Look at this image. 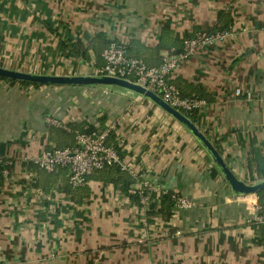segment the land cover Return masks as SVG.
Masks as SVG:
<instances>
[{
    "label": "crops",
    "instance_id": "crops-1",
    "mask_svg": "<svg viewBox=\"0 0 264 264\" xmlns=\"http://www.w3.org/2000/svg\"><path fill=\"white\" fill-rule=\"evenodd\" d=\"M216 26L230 33L169 79L205 100L201 129L235 175L252 182L264 158V0H0V66L92 74L111 39L156 66L183 38ZM74 42L88 57L70 50ZM46 116L113 123L130 187L148 178L192 206L145 225L138 204L97 172L70 189L67 167L48 173L22 161L73 144ZM0 155L18 160L0 187V264H264V240L246 222L249 198L232 195L193 136L133 92L0 80Z\"/></svg>",
    "mask_w": 264,
    "mask_h": 264
},
{
    "label": "built area",
    "instance_id": "built-area-1",
    "mask_svg": "<svg viewBox=\"0 0 264 264\" xmlns=\"http://www.w3.org/2000/svg\"><path fill=\"white\" fill-rule=\"evenodd\" d=\"M230 30H200L183 38L182 47L178 51H169L163 54L161 61L156 66H147L141 60L129 56L126 53L125 44L111 39L101 51L102 64L94 69L96 74H105L125 78L138 83L158 94L168 104L180 111H200L205 100L196 96H184L180 90L171 83L170 73L184 59L194 53H198L215 41H221L228 36ZM236 93L240 90L236 89ZM47 127H61L65 131L73 133L74 145L70 147L51 146L42 149L33 156H26L22 161L33 164L48 173L54 172L59 167L68 168V182L72 188H78L86 183L87 177L94 171L105 167L118 165L124 169L121 155L111 144L106 142L109 132L114 124L106 127L95 126L92 130L75 128L71 130L68 120L46 116ZM71 130V131H70ZM10 156L0 155V171L4 180L8 178L11 167L16 163ZM168 192L148 178L141 179L136 185L129 188L128 193L138 198L137 207L140 209V222L145 225H154L159 217L149 218L146 215L150 197L153 195L157 205L160 195ZM246 200V222L251 224H263L264 214L260 213V205L256 194L244 195ZM174 211L187 209L192 206V200L184 195L173 192ZM151 220L152 222H148ZM148 222V223H147ZM179 233V232H177Z\"/></svg>",
    "mask_w": 264,
    "mask_h": 264
},
{
    "label": "water",
    "instance_id": "water-1",
    "mask_svg": "<svg viewBox=\"0 0 264 264\" xmlns=\"http://www.w3.org/2000/svg\"><path fill=\"white\" fill-rule=\"evenodd\" d=\"M0 77L24 81L31 84L50 86H84V87H111L126 90L140 95L155 106L163 110L179 124H181L197 141L204 150L212 164L220 173L229 187L232 195L256 194L258 190L264 189V178L248 182L238 178L226 163L220 151L204 131L193 123L182 111L174 108L163 100L158 94L144 86L127 80L125 78L105 74H51L37 73L17 70L0 66Z\"/></svg>",
    "mask_w": 264,
    "mask_h": 264
},
{
    "label": "trees",
    "instance_id": "trees-1",
    "mask_svg": "<svg viewBox=\"0 0 264 264\" xmlns=\"http://www.w3.org/2000/svg\"><path fill=\"white\" fill-rule=\"evenodd\" d=\"M208 30H210V31L225 30V28H220L219 26H216L214 29H208ZM87 48L88 47H86V48L83 47V44L80 42H74V43L70 44V50H72L75 54H78L84 58L88 57ZM0 80H5V81L10 82V83L17 82V83H20L22 85H28L29 84V85H32L34 87L42 86V85H38V84L27 83L24 81L11 80V79H7V78H3V77H0ZM196 97L201 98L199 96H196ZM182 112L193 123H195L198 127L201 128L200 116L198 115V111H195V110L183 111L182 110ZM104 118H105V116L102 117V120H104ZM68 126L71 130H73L75 128L92 130L93 128H95V125H92L89 123H84V122L79 123V124L74 123L73 125L68 123ZM98 127H100V126L98 125ZM101 128H103V127H101ZM62 131L67 133V134L71 133L73 135L72 131L71 132L64 131V130H62ZM114 136L115 135L113 134V131H110L107 138H106V142L108 144H111L112 146H114V148L117 150V152L121 155V148L117 144V141L115 140ZM74 142H75V140H74ZM74 142L71 146L74 145ZM95 172H97L96 176L98 178H100L102 180H109V181H112L114 184H118L122 192H124L129 197H131L136 203L138 202L137 197H134L128 193V190L130 188V185L133 182V179L124 169H121L118 165H114V166L105 167L101 170H97V171H94L92 173H95ZM255 172L257 173L258 179L264 178V158L257 159ZM67 176H68V174H67ZM3 181H4V177L0 171V187L3 183ZM85 184H83L82 186H84ZM68 186L70 189H76V188H72L70 186L69 182H68ZM79 187H81V186H79ZM172 194H173V192H171L169 190H168V192L161 194L160 195V202L158 205H157V202L155 201V197L153 195H151V197H150L151 200L149 201L148 208L146 210V215L149 218L162 217L166 220H169L174 213V201L172 199ZM256 195L258 198V203L260 205V213L264 214V189L258 190L256 192ZM251 227H253L254 231L256 232V234L259 235L260 239L264 240V225L263 224H251ZM170 264H177V263H170Z\"/></svg>",
    "mask_w": 264,
    "mask_h": 264
}]
</instances>
